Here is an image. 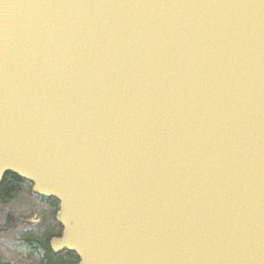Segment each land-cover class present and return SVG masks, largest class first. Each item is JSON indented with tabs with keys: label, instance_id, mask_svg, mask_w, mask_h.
<instances>
[{
	"label": "water",
	"instance_id": "water-1",
	"mask_svg": "<svg viewBox=\"0 0 264 264\" xmlns=\"http://www.w3.org/2000/svg\"><path fill=\"white\" fill-rule=\"evenodd\" d=\"M7 175L79 264H264V0H0Z\"/></svg>",
	"mask_w": 264,
	"mask_h": 264
},
{
	"label": "trees",
	"instance_id": "trees-1",
	"mask_svg": "<svg viewBox=\"0 0 264 264\" xmlns=\"http://www.w3.org/2000/svg\"><path fill=\"white\" fill-rule=\"evenodd\" d=\"M29 198L35 197L30 196L23 180L13 175L5 177L2 185H0V233L8 237H15L18 241H23L30 246H41L45 250V254L40 259V264H76V255L66 253L55 256L49 248L50 239L60 231L55 221L58 208L57 200L38 197L40 202L34 209L41 214V224L36 227L30 226L29 231L21 229L18 219L27 214L26 210L31 206ZM32 212L33 209L30 213L32 214ZM0 264H12V262L0 253Z\"/></svg>",
	"mask_w": 264,
	"mask_h": 264
},
{
	"label": "rangeland",
	"instance_id": "rangeland-1",
	"mask_svg": "<svg viewBox=\"0 0 264 264\" xmlns=\"http://www.w3.org/2000/svg\"><path fill=\"white\" fill-rule=\"evenodd\" d=\"M31 188H32L31 186L26 185V190L30 191ZM29 200H30L31 206L29 209L26 210L27 214L25 216L22 215L18 219L21 229L25 231L28 228H31L30 227L31 225L29 224L34 222L33 221L35 219L34 213L38 212L34 208H37V205H39V202H40V199L37 197L29 198ZM32 209H33V212L31 214L30 212ZM28 252H29L28 248H26L24 245H21L18 239H16L15 237H8L0 233V253L2 254L4 258L11 261L13 264H31L32 259L26 258L25 256L27 255Z\"/></svg>",
	"mask_w": 264,
	"mask_h": 264
},
{
	"label": "flooded vegetation",
	"instance_id": "flooded-vegetation-1",
	"mask_svg": "<svg viewBox=\"0 0 264 264\" xmlns=\"http://www.w3.org/2000/svg\"><path fill=\"white\" fill-rule=\"evenodd\" d=\"M24 181V180H23ZM24 183H25V185H29V186H31L32 188H31V190L29 191L30 192V196L32 195L33 197H39V198H44V197H41V196H39V195H37V194H34L33 193V185L30 183V182H27V181H24ZM44 199H54V198H44ZM56 200V199H55ZM59 208H60V205H59V202H58V208H57V210H56V216H55V221L57 222V224H58V228H59V232H58V234L56 235V236H54V237H52L51 239H50V241H49V248H50V250H51V252L55 255V256H59V255H64V254H66V253H70V254H74V253H71V252H68V251H64V252H61V253H59V254H56L55 252H53V250H52V247H51V242H52V240L53 239H55V238H61L62 237V235H63V231H64V229H63V226L58 222V220H57V215H58V212H59ZM34 222L33 223H31V224H29V225H31V226H38V225H40L41 224V222H42V217H41V214L40 213H38V212H36V213H34ZM28 225V226H29ZM30 230V228H28L26 231H29ZM23 231H25V230H23ZM20 242V241H19ZM20 244L21 245H24L26 248H28V250H29V252L27 253V255H25L26 256V258H30V259H32V262H31V264H40V259L42 258V257H44L43 255L45 254V250L41 247V246H36V245H34V246H30L29 244H26L25 242H20ZM37 247V248H36ZM74 255H76V254H74ZM76 257H77V263L76 264H79V262H80V259H79V257L76 255ZM13 264V263H12Z\"/></svg>",
	"mask_w": 264,
	"mask_h": 264
}]
</instances>
